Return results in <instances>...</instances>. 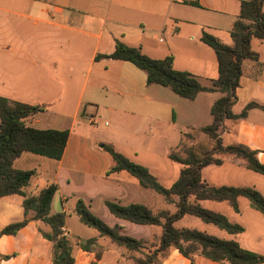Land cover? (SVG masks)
Wrapping results in <instances>:
<instances>
[{
    "label": "crops",
    "instance_id": "obj_1",
    "mask_svg": "<svg viewBox=\"0 0 264 264\" xmlns=\"http://www.w3.org/2000/svg\"><path fill=\"white\" fill-rule=\"evenodd\" d=\"M242 1L0 0V97L44 106L42 112L26 120L31 128L68 130V140L59 160L24 152L13 161L12 167L35 172L24 189L25 197H35L51 184L57 186L50 215L63 214V235L70 245L68 220L70 214L76 215L78 201L109 227H117L118 231L125 227V236L154 245L162 234L161 227L137 225L116 218L109 212L106 202L124 206L142 204L153 212L174 211L164 199L145 193L144 190H151L142 188L133 177H122L125 172L108 175L112 161L102 150V144L111 145L116 151L121 146L132 151L134 156L139 151L155 150L156 131L151 123L160 121L159 117L165 118L166 114V120L175 123L177 116L171 104L160 98V91L155 89L158 85H146L145 74L131 63L95 58L110 55L115 42L120 41L140 48L153 59L172 57L173 68L177 71L213 80L217 77L216 57L211 48L200 42V37L205 32L231 46L229 32L237 20ZM253 40L257 39L250 42L257 59H246L242 63L239 87L235 92L237 101L232 107L236 115L248 103L264 106V43L258 40L260 43L254 48ZM221 96L218 92H200L192 101L177 97L182 100L183 115L195 119L201 102L206 103L210 114L213 102ZM100 114L108 115L113 125L105 122L108 128L103 132L97 127L87 130L88 124L96 125L95 118ZM132 118L144 120V123L133 124ZM219 137L223 146L242 145L255 151L258 161L264 165V111L254 108L248 110L243 119L225 120ZM210 166L201 170L202 180L219 187L203 177ZM233 187L256 189L255 185ZM23 199L20 195L0 198V231L9 224L27 219L16 234L0 235V264H53L52 243L41 235V232H48L49 227L33 220L31 211L25 216ZM156 199L163 206L156 208ZM242 199L245 198L237 199V213L226 202L215 203L227 205L233 211L226 215L227 218L238 223L236 218L242 212ZM202 202L205 201L199 204ZM248 209L257 212L249 204ZM253 213L246 214L253 216ZM241 227L243 232L239 234L203 233L234 241L240 248L264 256V251L260 250L264 248V227ZM155 228L160 233L154 234ZM88 229L93 231L90 238L78 239L76 248H71L74 264H120L123 259L125 264H135L133 255L139 258L140 254L130 253ZM89 239L94 240L93 244L83 250L80 245ZM5 256L8 258H2ZM191 257L192 260L176 249H169L162 254L160 263L225 264L204 257L200 250Z\"/></svg>",
    "mask_w": 264,
    "mask_h": 264
},
{
    "label": "trees",
    "instance_id": "obj_2",
    "mask_svg": "<svg viewBox=\"0 0 264 264\" xmlns=\"http://www.w3.org/2000/svg\"><path fill=\"white\" fill-rule=\"evenodd\" d=\"M197 6L196 3H191ZM232 45L220 43L214 36L203 32L200 42L211 48L217 62V77L213 80L201 79L186 71L173 68L172 57L153 59L143 54L140 48L130 47L116 41L110 55L97 56L95 59L107 58L129 62L146 76V85H158L188 101H192L200 92H218L222 94L210 108L211 124L199 128L212 142V148L201 156L193 148H184L182 155L171 153L168 158L182 166L178 178L170 187L162 186L149 170L117 152L111 145L102 144V150L111 158L112 166L107 174L125 172L133 177L139 185L152 190L163 197L174 211L158 210L153 212L142 204L120 205L106 202L109 212L116 218L137 225L161 227L162 234L151 252L143 240L133 239L119 233L117 227H109L102 220L91 214L81 201L75 205V214L79 221L108 238L116 246L140 256L137 264H161L159 255L169 249H176L184 257L192 260V255L200 253L215 262L225 264H263L264 256L244 250L234 241H226L207 235L195 229H178L176 223L185 216L198 218L205 224L213 225L228 234L243 232L240 225L230 222L224 215L202 207L200 201L226 202L234 212H239L237 199L248 200L250 207L264 216V197L252 187L211 186L204 182L201 170L207 166H220L222 160L215 157L228 154L245 161L246 167L261 175L264 179V165L261 164L255 151L242 145L223 146L219 130L225 120H237L246 117L248 110L264 106L248 103L239 114H233L236 89L239 87L241 66L244 60L257 59L250 42L257 39L264 43V0H244L240 4L237 20L229 32ZM45 109L40 105H27L0 97V198L23 196L25 216L33 212V220L41 221L49 227L41 235L52 243L53 264H74L70 242L63 235V214L50 215V204L57 186L51 184L42 189L35 197H25L24 189L35 175L34 171H20L12 167L13 161L22 153L28 152L52 160L62 157L68 130H40L26 125V120ZM21 222L7 225L0 235H14L25 224ZM93 239L81 244L88 250ZM8 258V256L2 257Z\"/></svg>",
    "mask_w": 264,
    "mask_h": 264
},
{
    "label": "rangeland",
    "instance_id": "obj_3",
    "mask_svg": "<svg viewBox=\"0 0 264 264\" xmlns=\"http://www.w3.org/2000/svg\"><path fill=\"white\" fill-rule=\"evenodd\" d=\"M253 47L256 48L257 43H260L258 40H253ZM155 89L160 91V98H163L164 102L170 103L172 106V110L176 114V121L173 123L171 120H166L167 114L165 118L159 117L160 121L151 123V127L156 131L155 132V150L149 152L139 151L136 156L133 155V152L125 149L123 147H119L117 152L126 156L130 161L145 166L149 172L158 180V182L164 187H170L173 182L178 178L179 172L181 170V165L172 162L169 160L168 156L171 153L181 155L183 153L184 148H193L194 151L198 155H202L209 151V148L212 147L211 141L209 138L203 133L198 131V128L201 126H206L211 122V116L208 111V107L205 102H201L199 107V113L196 115L197 117L194 119L186 118L183 115V105L182 100L175 96L168 89L161 88L159 86H155ZM220 96V95H218ZM97 121L96 125L88 124L86 129L89 130L91 128H98L99 132H103L106 128L105 122L107 125L112 126L113 120L110 119L108 115L100 114L99 117L95 118ZM132 123H144V120L140 122L137 118H132ZM150 123V122H149ZM195 127V128H193ZM146 132V129L145 131ZM193 146V147H192ZM223 163L220 166H210L207 170L203 172V177L210 183L219 186H256V190L262 192L264 194V179L257 173L249 170L245 167L244 160L241 158H237L228 154H220L218 155ZM122 177H128L130 179L131 176L128 174L122 173ZM132 179V178H131ZM145 193H149L151 195H155V197L163 200L156 192L144 190ZM241 214L236 218L238 223H234L243 227H264V216H262L258 212H251L248 209V200H241ZM202 207L216 211L226 218V215H230L233 211L223 203H215L211 201L202 202ZM163 206L162 202H158L156 199V208L158 206ZM167 208L168 206L165 205ZM153 207V209H156ZM173 209L172 206L168 207ZM157 210V209H156ZM246 213H253V216L247 215ZM70 218L68 220V228L71 233V248L74 250L76 248V243L78 239L85 240L90 238L92 230L88 229L84 225L81 224L78 217L74 214L69 215ZM228 219V218H227ZM102 220V219H101ZM229 220V219H228ZM235 219H231L232 222ZM105 223V221L103 220ZM121 223L124 221L120 220ZM176 227H185V228H196L202 232H211L214 236H218L219 234L225 235V232L215 228L213 225L205 224L200 221L198 218L192 216H185L182 220H180L175 225ZM119 231L126 234L125 227H120ZM158 231V232H157ZM160 233L158 228L154 229V234ZM159 235V234H158ZM105 241H108L104 238ZM157 240L155 244H157ZM154 244H147L148 248L145 252H151L153 250ZM264 251V248L260 249ZM136 255V254H135ZM162 254L159 255V260ZM134 260L137 259L134 256ZM142 257V256H139ZM120 264H125V260ZM135 264H137L135 260Z\"/></svg>",
    "mask_w": 264,
    "mask_h": 264
}]
</instances>
